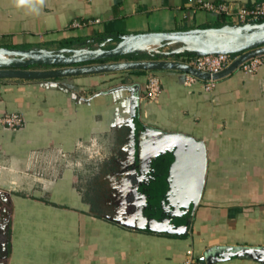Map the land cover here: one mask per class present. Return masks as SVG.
Instances as JSON below:
<instances>
[{
	"label": "crops",
	"instance_id": "crops-1",
	"mask_svg": "<svg viewBox=\"0 0 264 264\" xmlns=\"http://www.w3.org/2000/svg\"><path fill=\"white\" fill-rule=\"evenodd\" d=\"M201 1L264 2L0 0V47L67 52L213 28L221 15ZM224 26L223 40L206 41L239 45L263 32ZM190 53L126 59L150 65L137 69L0 66L15 70L0 77V116L25 118L18 130L0 124V264H182L190 251L213 264H264V64L253 73L239 66L206 91L185 82ZM19 57L0 52L2 62ZM151 73L162 79L156 100L145 97ZM198 144L206 180L194 209L183 177ZM93 164L128 178L79 182Z\"/></svg>",
	"mask_w": 264,
	"mask_h": 264
},
{
	"label": "water",
	"instance_id": "water-1",
	"mask_svg": "<svg viewBox=\"0 0 264 264\" xmlns=\"http://www.w3.org/2000/svg\"><path fill=\"white\" fill-rule=\"evenodd\" d=\"M264 23V22H263ZM260 24V23H257ZM225 26H222L220 28H206L199 30H170V31H152V32H145V33H137V34H131L124 38L118 45L107 48L105 50H93L90 55H81V56H62L54 54L48 59H42V56H39L43 52H35L33 50L28 49H17V48H2L0 47V50H5L10 53H14L17 55H28L30 58L28 60L23 61H12L11 63H2L0 66L3 67H11L12 69L16 68H22L27 67L32 64H47V63H54L58 65H75L82 62H91L96 61L100 59H106V58H114L118 56H122L128 53H133L131 49H127L126 47L128 44L135 40H141L142 42H146L150 40L151 38L155 37H162L163 39H174L178 41H184L189 43H196L198 48H203L205 51H193V53L196 54H207V53H229V54H235L241 52V54L232 62L231 65H229L225 70L222 72L215 74L213 77L215 79H220L222 77H225L232 73L234 70H236L244 61L247 59L259 55L261 53H264V36L261 38H258L254 41H248L243 44L239 45H219V46H212L210 45L206 39H205V32L207 31H220ZM141 42V43H142ZM197 48V49H198ZM245 51V52H244ZM150 65L148 64H142V63H136V62H129V63H123V64H113L112 66L108 64L102 65L100 70H110L113 68H148ZM152 66V65H151ZM155 66V65H153ZM16 67V68H14ZM157 67V66H155ZM184 69L188 72H192L196 74L197 76L208 79L210 78V74L200 72L191 66H184ZM89 69L88 71H90ZM15 70H9L7 72H0V77L2 76H12L13 72ZM17 71V70H16ZM55 74V73H54ZM59 74V73H58ZM200 148V153L197 155L196 159L192 161V163L187 164V167L189 168V173H186V175L183 177L184 185L187 188V195L190 197L193 203V208H197L204 187H205V180H206V152L202 145L198 144ZM203 262H206V258L200 259Z\"/></svg>",
	"mask_w": 264,
	"mask_h": 264
},
{
	"label": "built area",
	"instance_id": "built-area-1",
	"mask_svg": "<svg viewBox=\"0 0 264 264\" xmlns=\"http://www.w3.org/2000/svg\"><path fill=\"white\" fill-rule=\"evenodd\" d=\"M200 9L217 12L225 16L230 21L238 20L239 23H255L264 19V2H258L251 7H239L228 2L201 1L198 6ZM100 20H97L99 22ZM83 23L75 21L73 26H82ZM236 57L229 53H207L192 54L186 57V62L192 68L210 74V78L204 79L192 72L186 73L185 82L188 86L202 83L206 91H212L217 79L213 76L225 70ZM264 64V55L253 56L244 61L240 68L245 72H255ZM163 92L162 79L157 73H151L148 79L145 97L156 100ZM25 118L22 113L8 112L0 116V124L13 130H18L24 125ZM40 155V154H39ZM42 155V154H41ZM182 264H213L209 261L203 262L190 251Z\"/></svg>",
	"mask_w": 264,
	"mask_h": 264
},
{
	"label": "rangeland",
	"instance_id": "rangeland-1",
	"mask_svg": "<svg viewBox=\"0 0 264 264\" xmlns=\"http://www.w3.org/2000/svg\"><path fill=\"white\" fill-rule=\"evenodd\" d=\"M160 40L161 41H160V45L158 46V48L154 51H151V52H146V51L137 50V49L133 48L134 44L141 43L142 42L141 40H135V41L131 42L130 44H128V46L126 48L134 50V51H132L133 54L140 52V53H148L152 56L153 55L154 56H173V55H176V54L181 53V52H193V51L203 52V51H205L203 48H198V49L193 48V47L197 46L196 43H192L189 45L188 44L189 42L178 41V40H174V39H163L162 38ZM174 43H175V45H174ZM116 45H118V43ZM109 46L110 45L107 44L104 46L91 47V48H87V49H81L82 47H75V48H73V50L67 51V52L55 50V51L47 52V53L50 54L51 56H53L54 54L62 55V56L90 55L92 53L91 51H93V50H98V51L105 50ZM179 46H180V48H179ZM43 53H46V52H43ZM39 56H42V54H40ZM20 58L22 59L23 57H19L18 59H20ZM126 61H127L126 58H124V59H111V60L105 61V63H108V65L112 66L113 64H123ZM55 65L56 64H54V63L37 64L38 67L43 68V69H49V68L54 67ZM96 157L97 156L94 155L93 158L90 159L89 161H94V160L101 161V159H99L98 157H97L98 158L97 159ZM93 163H95V162H93ZM95 164L88 166L89 167L88 170L89 169L90 170L87 171L86 174L81 173L82 175L79 176V182L92 183V184L93 183L107 184L109 182H122L124 179L128 178V175L122 176V174H120L121 178H118V179L116 178L117 177L116 175H106L104 173L102 175L101 172H99V170L97 171V169L95 168ZM106 165H107V163H106ZM122 178H124V179H122ZM103 193L105 196V195L109 194L110 192L103 190Z\"/></svg>",
	"mask_w": 264,
	"mask_h": 264
},
{
	"label": "bare ground",
	"instance_id": "bare-ground-1",
	"mask_svg": "<svg viewBox=\"0 0 264 264\" xmlns=\"http://www.w3.org/2000/svg\"><path fill=\"white\" fill-rule=\"evenodd\" d=\"M263 25V28H261V31H263L261 34H259L257 37L255 38H252L250 40H246V41H243L241 44L245 43V42H248V41H254V40H257L258 38H261L264 36V23H260ZM248 26V25H247ZM234 28V27H233ZM247 29V28H246ZM241 31V30H240ZM227 32H229V30L227 28H223L222 30L220 31H207L205 32V38L209 39V40H212L211 38H215L218 39V40H223L225 38V36L227 35ZM235 32V31H234ZM258 32V31H257ZM160 39H162V37H155V38H151L150 40L146 41V42H142V43H139L135 46H133V48H140V49H147L149 51H154L157 49V47L160 45ZM177 42V41H176ZM234 42V41H233ZM209 43V42H208ZM189 45L192 44V43H188ZM210 44V43H209ZM234 44V43H233ZM175 45V43H174ZM212 45V44H210ZM228 45V44H226ZM212 46H219V45H212ZM224 46V45H223ZM192 47V46H191ZM180 48V46H179ZM185 48V47H184ZM195 49L198 48V46H195L193 47ZM174 49V48H173ZM179 50V49H178ZM0 52H4L6 54H13V55H16V56H20V57H25L24 59L20 58V59H17V60H7L5 62H2L0 61V63H9V62H12V61H23V60H28L29 59V56L28 55H17V54H14V53H10V52H7L5 50H0ZM50 58V55L48 53H42V59H48Z\"/></svg>",
	"mask_w": 264,
	"mask_h": 264
},
{
	"label": "trees",
	"instance_id": "trees-1",
	"mask_svg": "<svg viewBox=\"0 0 264 264\" xmlns=\"http://www.w3.org/2000/svg\"><path fill=\"white\" fill-rule=\"evenodd\" d=\"M263 22H264V19L259 20V21L255 22V23H263ZM237 23H239L238 20H234V22H229V21H227L225 16L221 15L219 17V21L216 24H214L213 26H211V27L220 28V27H222V26H224L226 24L235 25ZM205 28H207V27H205ZM240 53L241 52L235 53V54H232V55H233V57H236V56H239ZM192 54H194V53L191 52L190 55H192ZM182 55H184V54H181V53L176 54V56H178V57H181ZM149 57H152V56H150L149 54H142V53H140V54L139 53H135V54L128 53V54H125V55H122V56H118V57H114V58L100 59V60L91 61V62H82L80 64H88V63H94V62L104 63L105 61H108V60H111V59H124V58H126L128 60H138V59L149 58ZM14 68H16V67H14Z\"/></svg>",
	"mask_w": 264,
	"mask_h": 264
},
{
	"label": "clouds",
	"instance_id": "clouds-1",
	"mask_svg": "<svg viewBox=\"0 0 264 264\" xmlns=\"http://www.w3.org/2000/svg\"><path fill=\"white\" fill-rule=\"evenodd\" d=\"M21 3H23V0H20Z\"/></svg>",
	"mask_w": 264,
	"mask_h": 264
},
{
	"label": "flooded vegetation",
	"instance_id": "flooded-vegetation-1",
	"mask_svg": "<svg viewBox=\"0 0 264 264\" xmlns=\"http://www.w3.org/2000/svg\"><path fill=\"white\" fill-rule=\"evenodd\" d=\"M185 214H188V213H185Z\"/></svg>",
	"mask_w": 264,
	"mask_h": 264
}]
</instances>
